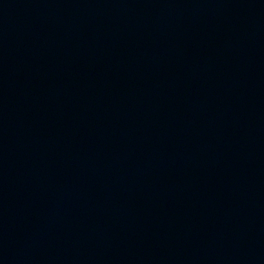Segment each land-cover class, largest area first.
<instances>
[{
    "label": "water",
    "instance_id": "95a60500",
    "mask_svg": "<svg viewBox=\"0 0 264 264\" xmlns=\"http://www.w3.org/2000/svg\"><path fill=\"white\" fill-rule=\"evenodd\" d=\"M0 264H264V0H0Z\"/></svg>",
    "mask_w": 264,
    "mask_h": 264
}]
</instances>
